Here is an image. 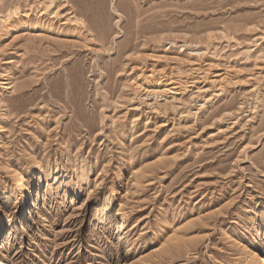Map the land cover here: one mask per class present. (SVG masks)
Listing matches in <instances>:
<instances>
[{"label":"rangeland","instance_id":"rangeland-1","mask_svg":"<svg viewBox=\"0 0 264 264\" xmlns=\"http://www.w3.org/2000/svg\"><path fill=\"white\" fill-rule=\"evenodd\" d=\"M1 206L0 264H254L264 0H0Z\"/></svg>","mask_w":264,"mask_h":264},{"label":"bare ground","instance_id":"bare-ground-1","mask_svg":"<svg viewBox=\"0 0 264 264\" xmlns=\"http://www.w3.org/2000/svg\"><path fill=\"white\" fill-rule=\"evenodd\" d=\"M44 7V6H43ZM45 8V7H44ZM43 8V10H44ZM17 12V11H16ZM19 12V10H18ZM28 13V12H27ZM18 14V13H17ZM28 15V14H27ZM26 15V16H27ZM74 30V29H73ZM9 32V30H8ZM148 77V76H147ZM138 78V77H137ZM138 82V81H137ZM156 82V81H155ZM170 82V81H169ZM167 82V83H169ZM164 82L163 85H158L156 84L155 86H158V87H165L164 88V92H165V89L168 87L169 84H167ZM141 84V83H140ZM173 84V83H172ZM171 84V85H172ZM138 87V86H137ZM154 87V86H153ZM170 87V86H169ZM3 88H10V82H5L4 85H3ZM171 88V87H170ZM154 89V88H153ZM152 89V90H153ZM169 89V88H167ZM155 90H158V89H155ZM154 90V91H155ZM170 90V89H169ZM159 91H163L162 89L159 90ZM157 91V92H159ZM164 92H162L164 94ZM169 92V91H168ZM156 93V92H155ZM148 94H151L148 92ZM160 94V92H159ZM152 95H154V92L152 93ZM156 95H158L156 93ZM41 169V168H40ZM42 172V171H41ZM41 175V174H40ZM24 176V175H23ZM34 176V175H33ZM35 178V177H34ZM37 178V177H36ZM20 187H18L19 189V192L21 194V203H20V207L23 206V208H21V212L19 211V224L20 225H23V226H26L29 224V221H30V218H31V212H32V209L31 208H34V205H33V201H35V195L37 194L36 192L40 191L43 187V183H42V180L41 177H40V182H39V185H36L35 188H32V191L33 193H31L30 195V191L29 190V181L26 177H21L20 178ZM19 185V184H18ZM111 196L109 195L108 198H110ZM39 200V199H38ZM33 206V207H32ZM25 211V212H24ZM254 213V212H253ZM32 219V218H31ZM121 221H117L116 224L118 227H121ZM3 225H6V227H8V223L5 219V212L2 208V206L0 207V229L2 228ZM252 227L256 229H253L254 230V234L251 238V246L252 248L254 249L253 251V256H251L250 258V262H253L254 264H264V224L263 225H259L258 227L256 226V224L252 223ZM2 235V233H1ZM0 235V237H1ZM0 247L3 248L4 244H5V241H2L0 243ZM249 262V261H248Z\"/></svg>","mask_w":264,"mask_h":264}]
</instances>
